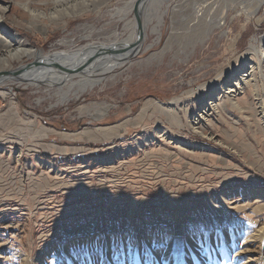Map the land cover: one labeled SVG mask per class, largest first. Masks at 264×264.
<instances>
[{"label":"rangeland","instance_id":"obj_1","mask_svg":"<svg viewBox=\"0 0 264 264\" xmlns=\"http://www.w3.org/2000/svg\"><path fill=\"white\" fill-rule=\"evenodd\" d=\"M53 1L0 0V77L79 48L119 59L96 49H124L130 19L139 48L82 90L1 83L0 264H264V83L257 100L248 86L261 80L248 48L264 34V2L95 0L51 20ZM189 223L200 227L180 260L81 248L128 229L184 235Z\"/></svg>","mask_w":264,"mask_h":264},{"label":"bare ground","instance_id":"obj_2","mask_svg":"<svg viewBox=\"0 0 264 264\" xmlns=\"http://www.w3.org/2000/svg\"><path fill=\"white\" fill-rule=\"evenodd\" d=\"M146 1L148 0H140L139 7L141 8L143 6V3L145 4ZM165 1L166 0H158L160 5H162ZM93 2H95V0H54L52 3L53 8L51 9V12L48 14L49 15L48 17L51 20H58L65 16L77 15L83 12L88 7H91V4L93 5L95 4L92 7L99 6L98 2L97 3H93ZM263 2L264 0H259V3H263ZM32 13H35L36 15H43V13H36L35 11L34 12L32 11ZM127 23H129V25L127 24L128 25L127 27H131V30L129 32V38H126V40H124L125 39L124 38L123 41L119 43V45L126 44L124 49H121L118 46L111 47L109 49H106L104 47L96 49V51L100 50V52L105 51L109 53L111 52L113 53V55H121L119 56V59L110 62L109 61L110 55L104 54V56H99V58L96 60H90V61L85 60L86 58L83 59L84 54L81 55L83 52V51L81 52L80 50L81 48L77 49V52L74 51L73 53H69V54L60 53L58 55L56 54H52L49 56L46 55L41 59H39V62L33 63L31 66H29L26 69L17 71L15 73H4V75H1L0 77V85L2 82L11 79L24 80L26 82L34 83V84L37 82H47L49 80L55 79L60 86H63L67 84V82H70L71 86L77 85L81 90L85 89L88 86L92 87L98 84L99 82H101L102 80H104L106 74L112 72L118 66H121L124 62H126L125 60L128 59L130 56L131 57L134 56L135 50L137 49V47L139 48L137 35H135V30H136L135 23L131 19ZM0 29H4V23L1 17H0ZM153 30L155 31L158 30L156 25H154ZM12 37H16V35H12ZM20 51L21 50L18 49V52ZM248 51L253 52L256 55L258 62L254 66L258 70L259 77L261 78V80H264V34L259 38V41L255 38L252 39V41L249 44ZM24 52L25 53L29 52V50L28 51L25 50ZM9 54L11 58L13 57L15 58L19 56V53H15L13 51H9ZM94 57L92 56V59H95ZM70 63L72 64L68 65ZM251 65L248 66V69H250L248 73L255 68L253 67V65L252 66ZM91 72L92 73L96 72V74L94 73L95 75H90L89 73ZM244 75L245 73L242 75L238 74L237 77L239 78V80L237 79L235 83L240 84L241 82L242 85V82L244 81V78H242V76ZM75 77H79V78L76 80ZM233 89H230V91Z\"/></svg>","mask_w":264,"mask_h":264},{"label":"snow or ice","instance_id":"obj_3","mask_svg":"<svg viewBox=\"0 0 264 264\" xmlns=\"http://www.w3.org/2000/svg\"><path fill=\"white\" fill-rule=\"evenodd\" d=\"M198 227L200 226L196 223L185 225L184 235H179L169 228L147 229L143 235L138 234L135 229L110 234L101 233L83 241L81 248L85 255H89L91 252L101 258L110 251L113 260H120L125 251L132 253L140 249L149 258H151L153 251L158 253L170 251L177 260H180L186 249L185 237L193 238ZM124 264H127V261Z\"/></svg>","mask_w":264,"mask_h":264},{"label":"crops","instance_id":"obj_4","mask_svg":"<svg viewBox=\"0 0 264 264\" xmlns=\"http://www.w3.org/2000/svg\"><path fill=\"white\" fill-rule=\"evenodd\" d=\"M264 83V80H259V81H256L255 84H249L248 86L251 88L253 94L255 95V100L258 99V96H260L258 93H259V89H260V84H263ZM261 100L260 102L258 103L257 101H255L254 105H255V112H256V115L258 116V119L260 120H263L264 121V92H263V95L260 97ZM241 102H239V107H236L235 106V109L238 110V112H240L239 110H245L246 112H248V97L244 100H242V98L240 99ZM263 103V104H262ZM257 104H260V105H257ZM262 104V106H261ZM238 120V118H237ZM246 124L248 125V120L246 122Z\"/></svg>","mask_w":264,"mask_h":264},{"label":"water","instance_id":"obj_5","mask_svg":"<svg viewBox=\"0 0 264 264\" xmlns=\"http://www.w3.org/2000/svg\"><path fill=\"white\" fill-rule=\"evenodd\" d=\"M106 49H109V48H106ZM12 73V72H11Z\"/></svg>","mask_w":264,"mask_h":264}]
</instances>
